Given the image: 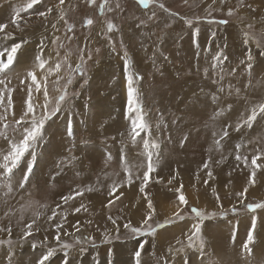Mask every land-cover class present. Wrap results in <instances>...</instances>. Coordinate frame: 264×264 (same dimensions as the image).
I'll return each instance as SVG.
<instances>
[{
	"label": "rangeland",
	"instance_id": "1",
	"mask_svg": "<svg viewBox=\"0 0 264 264\" xmlns=\"http://www.w3.org/2000/svg\"><path fill=\"white\" fill-rule=\"evenodd\" d=\"M127 1L119 0L122 6ZM174 1L163 4L171 8ZM28 2L0 0V24H7L5 32L14 37L8 45L27 41L13 65L0 74L5 81L0 85V114L7 117L0 121V132L5 133L0 136V164L11 143L21 139L19 131L11 129L22 107L26 110L29 88L37 117L44 111L40 105L45 88L49 109L63 92L68 97L10 181L0 168V228H11L10 237L0 231V240L13 241L15 264H37L49 248L59 249L58 225L60 240L73 247L68 257L58 250L46 264H64L65 259L68 264H135L138 243L145 245L141 264H264V208L252 212L246 207L264 204V114L258 111L264 104V0H189L186 10L174 17L170 11L141 6L132 15L116 9L117 0L107 4L98 0L99 12L97 3L87 9V0H65L63 6L59 0H40L21 12L23 30L17 29L11 23L15 10ZM49 8L46 18L39 15ZM153 12L155 18L141 25ZM209 15L213 17L207 19ZM87 19L93 20L91 26H86ZM108 22L116 26L112 32ZM67 25L73 26L71 33ZM125 52L149 125L135 141L130 124L135 114L127 112ZM37 54L45 60L43 70L33 67ZM82 61L85 75L78 70ZM29 71H35L39 91L27 76ZM221 87L224 91H218ZM253 108L257 117L248 128L244 121ZM225 129L228 136L221 138ZM148 152L155 170L141 193ZM237 154L248 158V167L235 159ZM256 155L261 157L260 167L251 178V159ZM26 166H32V174L21 187ZM177 189L187 204L179 203ZM245 189L243 197L237 195ZM69 195L74 198L65 203L62 197ZM149 200L155 209L149 221L157 229L155 236L131 239L124 225L145 228ZM192 209L210 217L201 224L202 250L195 236V247H187L193 225L199 222ZM178 211L182 220L175 219ZM212 213L217 215L211 217ZM254 219V242L248 251L244 246ZM30 223L32 235L27 242L16 243ZM85 237L94 238V243L83 242ZM181 247L185 251L177 252ZM8 249L7 243L0 246V264H8Z\"/></svg>",
	"mask_w": 264,
	"mask_h": 264
},
{
	"label": "snow or ice",
	"instance_id": "2",
	"mask_svg": "<svg viewBox=\"0 0 264 264\" xmlns=\"http://www.w3.org/2000/svg\"><path fill=\"white\" fill-rule=\"evenodd\" d=\"M95 2H96V0H87V3H89V4H95ZM38 3H40V0H29V2L26 4V7L16 9L15 14H14V18L12 19L11 23L17 29H21V23H20L21 12L27 11V10L33 8V6L35 4H38ZM104 3L107 4L108 0H104ZM137 3L144 6L145 8H147L149 5L156 3V0H137ZM64 4H65V0H59V5L63 6ZM158 7H159V9L163 10L165 13L169 12L168 8H166L163 3H159ZM115 8L116 9L122 8V5L119 2V0H117V2L115 4ZM51 11H52V9L49 8L47 10V12H40L39 15L46 18L47 15ZM231 14L232 13L230 11L229 15H231ZM64 15H65L64 10H63V8H61L59 18L61 20H63ZM155 15H156L155 12H153L152 15L147 17L146 20H141V25H146L147 23L151 22L155 18ZM169 15L174 17L175 13H169ZM65 23L67 24V21H65ZM85 23H86V26H91L93 24V20L87 19ZM186 23L191 25L193 23V21L188 20V21H186ZM218 23H227V21H219ZM7 27H8L7 24H0V33L3 34L2 36H0V74L5 73L13 65L14 61L17 58L18 53L24 48V45L27 43V41L21 40L20 42L13 43L11 46H4L3 41L14 40L12 33L5 32V29ZM55 27H56V25L54 24L53 28H55ZM115 27L116 26L114 24H112L111 22H108V24H107L108 32H112L115 29ZM67 28H68L69 33H71L73 31L72 25H67ZM21 30H23V29H21ZM197 35H198V30H197ZM57 39H59V38H57ZM69 39H71V37H69ZM43 47H44V44H43V41H41V48L43 49ZM113 51H115L114 45H113ZM221 56H222V54H221ZM221 56H217L216 59L220 60ZM247 58L249 61L252 59V56L250 53L248 54ZM35 61L36 62L33 65L34 68H39L41 70H43L45 68V60H44L42 54H37V56L35 57ZM60 67H61V65L59 63H57L55 66V70L59 71ZM78 70H79L80 75L86 74L84 66H83V61H82L81 65L79 66ZM49 71H52V69H49ZM125 72H126V79H127V112L130 116L135 114V118L131 119V121H130L132 139H133V141H135L136 137H139L142 133L149 130V125L145 121V118H144L143 108H142V105L140 103V97H139L138 89L134 86V83H135L134 82V75H133V72L131 70V61H129L127 59V52H125ZM27 76L31 78V82L35 86V90L39 91L40 90V84L37 82V75H36L35 71H29L27 73ZM45 79H46V77H45ZM137 79H139V77H137ZM4 83H5V81L3 79H0V85H3ZM67 83L71 84L72 83L71 79H69L67 81ZM32 91H33V89L29 88V90H28L29 97H28V103H27L26 110L22 107V109H21L22 115L20 116V119L15 122V126H12V129H11L13 132L19 131L21 139L19 140V142L14 141L11 143L10 151H8V153L3 156L4 162L2 164H0V168H2L7 173L9 181L14 176V169H16L18 167V165L21 163L25 154L31 155L32 145L36 144L38 139H40L42 137L46 122L48 120H50L52 118V116H54L56 113H58L62 110L61 106L64 105L66 98L68 97V93L66 91L63 92L61 95H59L58 100L56 101L55 105L51 109H49V107H48V105H49L48 92H47V89L45 88V90H44V104L40 105V107L43 108L44 111L39 117H37V115L35 114L36 105L32 102V97H31ZM218 91H224V89L221 87L218 89ZM2 101H3V97H0V102H2ZM7 111H8V109L5 107V112H7ZM258 111L261 114H264V104H261L259 106ZM256 117H257V109L253 108L251 111V115L244 121V125L247 126L248 128H250L252 126V123L256 120ZM6 119H7V117L5 115L0 114V121L6 120ZM19 125H23V126L18 128L17 126H19ZM241 126L242 125L238 124L236 126V130L239 131ZM9 127H10L9 124H7V123L3 124V128L5 130L9 129ZM68 129L70 131L71 121L68 122ZM4 135H5L4 132H0V136H4ZM227 136H228V131L225 129L221 134V138H224ZM216 143L219 144L220 141L217 140ZM154 146L158 148V145H154ZM148 147H149L148 143L145 142L144 148L148 149ZM236 147H237V149H239L240 145L238 144V145H236ZM260 158H261L260 155H256L251 159V166H252L251 178H254L256 176V168L260 167V165H257V161ZM235 159L238 162L243 161V164L245 167L249 166L247 157H242L241 155L237 154ZM34 164H35V157H32V166H34ZM32 166H26L25 167V169H24L25 174L21 180V185H20L21 187L28 182V178L32 174ZM203 167L205 169H207L208 163H205L203 165ZM154 170H155V165L153 163L152 153L148 152L147 172L143 176V182H142L141 187L139 189V191L141 193H143L145 191V187L147 186V183L149 182V174L152 173ZM207 175H208V177H212V172L208 171ZM129 183H131V174H129ZM181 189H182V185H181ZM181 189H177L176 191L180 193L178 196L179 203L181 205H184V204H187V200H186L185 195L181 191ZM10 190H11V186L9 184V191ZM117 190H118V188L114 186L112 189L113 194H115V192ZM88 191H91V188H89ZM246 191H247V189H245V191H243V192L237 193V195H239L240 197H243ZM213 192H215V189H213ZM75 195H83V192H76ZM73 198H74V196H72V195L62 197V199L65 203H67L69 200H71ZM218 199H219V197H217V200ZM111 203L112 202L110 201L109 204L106 206L111 207ZM246 207L248 208L249 211L255 212L257 207L264 208V204L246 205ZM82 208H83V205L75 208L74 211L78 213L81 211ZM147 208L149 211H148L147 215L143 218V223L146 226L145 228L133 227L131 224H125L124 225V228L126 230H128V232L130 233L129 238L135 239L137 237L155 236L157 229L154 228L152 226V224H149V221L152 220L153 214L155 212V209L153 208L151 200L148 201ZM192 211L195 214V217L198 218L199 222L193 225L194 235L188 236L189 243H188L187 247H189V248L195 247V244L193 243L194 236L197 238H200L201 224L205 219L210 218L208 216H205L204 213H202L198 209H192ZM231 211L233 213H235L236 209L233 208ZM216 215H217L216 213H212L211 217H215ZM220 215L226 216L227 213L221 212ZM109 219L112 221L113 224L117 223V221L115 219H113L112 217H109ZM175 219H181V220L183 219V217L180 215L179 211L176 212ZM61 227H62V225L57 226V235L55 236V240L60 245V248L59 249H57L55 247L49 248L47 250L46 254H43L42 257L38 260L37 264H46V262H48L50 260V258L53 257L58 250L63 251L65 257H68L70 255L69 250L73 247V245L68 244V243H64L63 241L60 240L59 231H60ZM75 227H76L77 231H79L78 225H76ZM31 229H32V224L30 223L27 225V231L24 232L23 239L18 240L16 243L27 242V237L32 235ZM255 229H256V221L254 219L252 222V227H251V229L247 235V243L244 246L245 249L248 251H251V249L249 248V245H251L254 242ZM0 231H7L9 234V237L11 236V228H7V229L0 228ZM117 238H119V236H117ZM105 239L107 240V236L105 237ZM83 242L94 243V238L85 237V238H83ZM5 243H7L9 245V249H8L9 255L7 257L8 264H15L14 259H13L14 253H13V248H12L13 241L11 239H9L7 241L0 240V246L4 245ZM75 243L80 244L81 240L75 239ZM145 243H146V241H145ZM144 246H145L144 243H138L136 245L137 250H135L133 253V258H134L135 264H141V257H142V252L144 250ZM32 247L35 248L36 244H32ZM203 247H204L203 239L200 238V240H199L200 250H202ZM176 251L177 252H184L185 249L183 247H181V248L177 249ZM64 264H68L67 259H65Z\"/></svg>",
	"mask_w": 264,
	"mask_h": 264
},
{
	"label": "trees",
	"instance_id": "3",
	"mask_svg": "<svg viewBox=\"0 0 264 264\" xmlns=\"http://www.w3.org/2000/svg\"><path fill=\"white\" fill-rule=\"evenodd\" d=\"M98 1V0H97ZM97 1L95 2V4H89V3H85V7L88 9H94L95 7H96V3H97ZM175 1H177L176 3H174V6L173 7H167L168 8V10L170 11V12H172V13H177V14H180V13H182L183 11H185L186 10V8H187V6L189 5V0H175ZM174 1V2H175ZM124 3V2H123ZM159 3H163V0H156V3H154V4H151V5H149L148 7L149 8H151V7H153L154 9L156 8V9H158L159 7H158V4ZM144 7V6H142V5H140V4H138L137 3V0H128L127 1V4H126V6H122V9H125V11H127L129 14H132V15H134L135 13H136V8H138L139 9V7ZM97 10H98V3H97ZM98 12H99V10H98ZM124 13H126V12H124ZM127 14V13H126ZM129 14H127V15H129ZM211 15H216V14H211ZM211 15H209L208 17H207V19H210V18H212L213 16H211ZM247 211H249L248 209H247Z\"/></svg>",
	"mask_w": 264,
	"mask_h": 264
},
{
	"label": "bare ground",
	"instance_id": "4",
	"mask_svg": "<svg viewBox=\"0 0 264 264\" xmlns=\"http://www.w3.org/2000/svg\"><path fill=\"white\" fill-rule=\"evenodd\" d=\"M1 20H2V19H1ZM1 20H0V21H1ZM4 21H5V20H4ZM1 22H2V21H1ZM3 23H4V22H3ZM5 31H6V30H5ZM8 31H9V30H8ZM2 35H3V34L0 33V36H2ZM3 45H4V46H9V45H8V41H7V40L3 41ZM47 53H48V54H51V52H49V51H48ZM122 158H123V157H122ZM253 189H254V187H253ZM111 192H112V191H111ZM255 193H256V192H255ZM201 206H202V205H201Z\"/></svg>",
	"mask_w": 264,
	"mask_h": 264
}]
</instances>
